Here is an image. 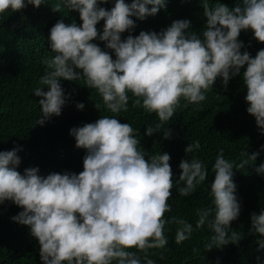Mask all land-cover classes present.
Returning a JSON list of instances; mask_svg holds the SVG:
<instances>
[{"label": "clouds", "instance_id": "clouds-1", "mask_svg": "<svg viewBox=\"0 0 264 264\" xmlns=\"http://www.w3.org/2000/svg\"><path fill=\"white\" fill-rule=\"evenodd\" d=\"M109 2L58 0L51 6L53 12H61L62 6L77 12L81 23L61 19L49 30L47 44L54 55L42 61L45 71L33 90L40 97L41 117L36 125L43 126L61 114L68 98L60 80H83L113 114L128 111L131 93L133 108L142 107L158 118L154 127H146L144 135L163 131V138L169 139L170 130L165 125L181 107L182 98L187 102L183 107L200 104L217 78L226 88L243 68L246 111L264 135V49L252 57L241 51L245 46L238 39L242 30H251L253 38L264 43V0H237L231 9L219 0L214 5L202 0L206 24L200 35L187 31L190 21L184 19L173 21L158 33L141 31L123 40L121 34L135 28L132 17L143 20L155 16L166 0H114L110 9L99 6ZM45 4L48 0H0V14ZM100 21L104 22L102 32L96 27ZM97 39L115 59L92 42ZM95 107L99 111L101 105ZM76 108L82 110L84 104L78 103ZM69 135L77 148L86 150L83 170L78 174L40 176L38 168H27L22 175L16 170L21 149L0 151V205L11 201L22 209L11 219L29 226L42 264H141L138 253L143 254V264H154L148 258L149 250L168 245L166 224L178 226L176 244L207 226L213 234L204 245L206 251L243 238L240 231L229 232L241 209L233 169L251 165L258 152L248 155L242 151L243 158L237 163L225 159L220 150L212 165L213 207L196 209L198 219L193 228L183 218L166 220L165 214L171 211L168 201L174 186L181 197H187L206 181L208 170L201 160L182 159L174 185L170 155H148L141 150L134 128L116 116H100L94 123L71 128ZM200 147L198 140L193 141L184 152L187 156ZM254 171L264 174V163ZM249 234L261 237L257 250L264 249V210L251 213Z\"/></svg>", "mask_w": 264, "mask_h": 264}, {"label": "trees", "instance_id": "trees-1", "mask_svg": "<svg viewBox=\"0 0 264 264\" xmlns=\"http://www.w3.org/2000/svg\"><path fill=\"white\" fill-rule=\"evenodd\" d=\"M58 0H48V5L39 8L26 6L17 12L0 14V151H9L19 147L17 152L21 163L17 167L22 175L27 168H38V175L47 176L50 173L65 172L78 174L83 170V157L86 150L75 146L74 137L69 135L73 127H81L86 123H94L100 116H116L121 123H129L137 133L141 150L148 155L168 153L172 168L174 185L179 178V163L182 159L193 157L201 160L208 176L205 182L199 184L195 191L181 197L172 189V197L168 203L171 211L165 214V219L171 217L183 218L195 228L197 208L213 207L210 196V185L214 180L212 165L221 149L225 159L239 162L241 152L248 155L258 152L257 159L245 169H233V182L236 185L235 195L241 209L238 218L231 222L229 232L240 231L243 238L236 244L229 243L220 249L206 251L204 245L213 234L207 226L195 230L190 239L175 243L177 225L166 224L165 236L169 243L162 249H150L148 258L154 264H264V249L257 250L258 235H250V215L259 214L264 210V174L254 171L264 163V135L256 126L255 118L247 113L248 107L244 97L246 88L241 75L232 77L227 87L222 86L221 78H217L213 89L206 93V100L200 104H188L181 99V107L177 109L165 127L170 130V138H163V131L145 136L149 125L155 126L158 118L155 113L145 109L133 108L131 93L127 112L113 114L107 111L102 98L95 89L87 88L83 80L59 83L68 98L59 116L51 117L43 126L36 125L41 117L38 105L40 97L33 94L39 86L40 76L45 71L44 59H50L51 53L47 39L50 28L63 19L65 23H81L79 14L62 6L61 12H53ZM114 0L99 5L106 9L113 6ZM130 3L131 0H125ZM216 0H209L214 5ZM230 9L237 0H219ZM151 7V6H148ZM135 28L121 34L123 40L128 35L137 36L141 31L160 32L175 20L190 21L187 31L200 35L204 30L206 18L203 16L202 0H166L165 7L155 16L143 20L132 17ZM103 21L96 27L102 32ZM239 41L244 44L241 51H248L254 57L264 43L253 38L251 30H242ZM102 50L108 51L115 59L111 50L105 48V43L94 40ZM43 91H47L44 87ZM83 103L84 108L78 110L76 104ZM95 104H100L98 111ZM199 141L201 147L187 156L184 149L193 141ZM182 186V185H181ZM21 208L11 201L0 205V264H42L39 257V245L30 235L29 226L19 224L11 218L17 215ZM135 251V249H133ZM141 264L144 262L142 253ZM259 258V259H257Z\"/></svg>", "mask_w": 264, "mask_h": 264}]
</instances>
